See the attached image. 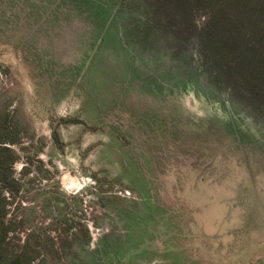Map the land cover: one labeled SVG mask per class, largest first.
Segmentation results:
<instances>
[{"label": "rangeland", "instance_id": "374dc122", "mask_svg": "<svg viewBox=\"0 0 264 264\" xmlns=\"http://www.w3.org/2000/svg\"><path fill=\"white\" fill-rule=\"evenodd\" d=\"M162 21L142 0H0V145L23 183L2 190L10 254L29 239L28 264H264V104Z\"/></svg>", "mask_w": 264, "mask_h": 264}, {"label": "trees", "instance_id": "16d2710c", "mask_svg": "<svg viewBox=\"0 0 264 264\" xmlns=\"http://www.w3.org/2000/svg\"><path fill=\"white\" fill-rule=\"evenodd\" d=\"M142 3L148 21L154 26L161 19L163 29H169L174 22L184 23L199 41L215 78L235 93L264 104V75L256 72L261 55L264 57V0H142ZM202 10L209 11V15L196 30L193 18ZM254 46L255 53L248 50ZM18 157L11 147L0 145V264H28L31 259L29 239L11 254L7 241L16 222L9 218V202L2 196V190L12 200L23 190V183L12 174V164ZM53 195L57 205L61 197L58 193ZM57 213L61 215L62 209Z\"/></svg>", "mask_w": 264, "mask_h": 264}, {"label": "water", "instance_id": "95a60500", "mask_svg": "<svg viewBox=\"0 0 264 264\" xmlns=\"http://www.w3.org/2000/svg\"><path fill=\"white\" fill-rule=\"evenodd\" d=\"M259 248V245L258 246H255V247H250L246 250V252H251V251H254L255 249H258Z\"/></svg>", "mask_w": 264, "mask_h": 264}, {"label": "flooded vegetation", "instance_id": "af4514ba", "mask_svg": "<svg viewBox=\"0 0 264 264\" xmlns=\"http://www.w3.org/2000/svg\"><path fill=\"white\" fill-rule=\"evenodd\" d=\"M250 248V247H249Z\"/></svg>", "mask_w": 264, "mask_h": 264}]
</instances>
